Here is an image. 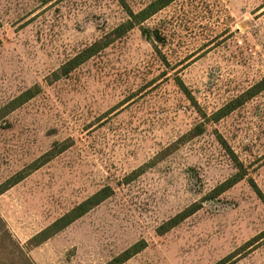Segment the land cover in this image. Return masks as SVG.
<instances>
[{
	"label": "rangeland",
	"instance_id": "rangeland-1",
	"mask_svg": "<svg viewBox=\"0 0 264 264\" xmlns=\"http://www.w3.org/2000/svg\"><path fill=\"white\" fill-rule=\"evenodd\" d=\"M152 1L0 0V264H264V90L212 116L264 81V0H175L63 70Z\"/></svg>",
	"mask_w": 264,
	"mask_h": 264
},
{
	"label": "trees",
	"instance_id": "trees-1",
	"mask_svg": "<svg viewBox=\"0 0 264 264\" xmlns=\"http://www.w3.org/2000/svg\"><path fill=\"white\" fill-rule=\"evenodd\" d=\"M175 0H153L150 2L145 8H143L138 13L130 12V19L126 21L125 23L119 25L116 27L110 34L106 35L103 39L94 42L87 48H85L83 51H81L79 54H77L74 58H72L66 65L63 66V70L65 74L70 72L71 70L75 69L85 61H87L89 58H91L95 53L99 52L103 48L107 47L115 38H120L123 35H125L128 31L133 29L136 25L142 23L143 21L147 20L163 8L170 5ZM113 36V37H112ZM264 90V81H261L259 83H256L255 85L251 86L249 89H247L244 93L237 96L236 98L232 99L229 103H227L225 106L218 109L216 112L212 114L214 119L216 121L221 120L222 118L228 116L230 113H232L234 110H236L239 106H241L243 103H245L247 100L253 98L258 93L262 92ZM30 97H27V99ZM38 167L35 166L34 169H37ZM24 176L19 175L17 178H11L7 182H5L0 187V194L8 190L13 185L17 184L20 180H22ZM245 178V174L238 172L234 176H232L227 181L223 182L221 185H219L216 189H214L213 194H221L225 192L226 190L233 187L235 184H237L239 181ZM108 188L102 189L99 192L95 193L93 196L82 202L81 204L74 207L72 210H70L68 213L63 215L62 217L58 218L55 222H53L48 228L41 231L36 237H34V243L32 245H37L46 239H48L53 234L61 231L63 228L67 227L74 221H76L78 218L83 216L85 213H87L91 208L98 205L100 202L108 198L111 193ZM198 210V207L196 205H192L182 212L178 213L176 216L171 218L167 221L165 229L163 232H166L178 224H180L182 221H184L186 218L194 214ZM164 228V226L162 227ZM45 235L44 237H42ZM39 239V240H37ZM37 240V241H35ZM145 247H139L138 244H136L134 247H132V250L126 251L127 256L123 260L129 259L133 254L139 252ZM134 249V250H133ZM124 262V261H123ZM121 261L117 264H120Z\"/></svg>",
	"mask_w": 264,
	"mask_h": 264
}]
</instances>
